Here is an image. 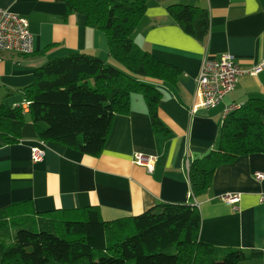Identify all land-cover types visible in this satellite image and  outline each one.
Masks as SVG:
<instances>
[{"label":"crops","instance_id":"1","mask_svg":"<svg viewBox=\"0 0 264 264\" xmlns=\"http://www.w3.org/2000/svg\"><path fill=\"white\" fill-rule=\"evenodd\" d=\"M146 5L133 42L180 70L175 82L143 79L162 92L158 117L167 131H154L139 94L132 95L128 114L114 117L99 156L55 142L42 144L27 119L19 143L0 147V210L21 202H30L37 213L96 207L108 222L141 215L159 203L197 204L202 241L243 250L249 259L241 264H264V181L255 178L264 174V155L220 166L207 193L193 199L187 167L218 149L226 107L264 99V68L257 75L248 72L264 63V0H147ZM171 5L207 11V38L199 41L188 35L169 14ZM0 8L25 18L34 39L30 55L0 52V98L5 92L15 96L9 107L25 104L23 89L33 83L39 67L72 53L92 55L124 70L110 56L105 34L88 27L82 15L66 17L63 3L0 0ZM222 54L233 55L244 74L234 92L206 109L197 78L205 58ZM34 147L45 150L39 162L31 158ZM138 154L157 158L152 173L134 164ZM228 193L240 201L233 205L221 200Z\"/></svg>","mask_w":264,"mask_h":264},{"label":"trees","instance_id":"2","mask_svg":"<svg viewBox=\"0 0 264 264\" xmlns=\"http://www.w3.org/2000/svg\"><path fill=\"white\" fill-rule=\"evenodd\" d=\"M66 17L82 15L88 27L102 31L110 56L124 70L98 57L72 53L49 61L23 89L22 107L0 104V147L19 143L29 119L42 142H55L99 156L117 114H128L133 94L147 103L154 131L162 92L143 79L175 82L180 70L141 50L132 35L147 0H56ZM168 12L190 36L204 41L210 29L207 11L171 5ZM167 131V130H166ZM164 131V132H166ZM264 155V99L252 98L225 119L218 149L189 168L192 197L205 195L216 170L240 157ZM202 217L191 204L159 203L138 216L104 221L96 207L34 211L30 202L0 210L1 264H241L240 249H222L200 239Z\"/></svg>","mask_w":264,"mask_h":264},{"label":"built area","instance_id":"3","mask_svg":"<svg viewBox=\"0 0 264 264\" xmlns=\"http://www.w3.org/2000/svg\"><path fill=\"white\" fill-rule=\"evenodd\" d=\"M34 51V39L29 31L28 21L6 9L0 8V52H10L18 55H30ZM264 68L261 63L249 74L257 75ZM244 72L239 67L235 57L231 54H222L218 58H205L199 76L197 78L198 94L203 108L211 109L224 101L226 96L235 91L240 77ZM29 103L14 107L28 108ZM242 105H231L226 107L224 119L232 112L237 111ZM44 144V142H42ZM45 157V150L39 147L31 149V158L39 162ZM157 158L153 155L138 154L134 158V164L145 167L149 173L154 171ZM188 169L190 162L187 163ZM255 178L264 181V174L256 173ZM192 197V193H190ZM221 200L235 204L239 202V196L228 193ZM198 206L197 204L195 205Z\"/></svg>","mask_w":264,"mask_h":264},{"label":"rangeland","instance_id":"4","mask_svg":"<svg viewBox=\"0 0 264 264\" xmlns=\"http://www.w3.org/2000/svg\"><path fill=\"white\" fill-rule=\"evenodd\" d=\"M17 96H19V95H17ZM15 96H9L8 95V92H5L4 93V96L2 97V98H0V103H2V104H5V105H7L8 106V104H10L11 103V99L12 98H14ZM139 98H141L142 99V96H138ZM18 98V97H17Z\"/></svg>","mask_w":264,"mask_h":264},{"label":"bare ground","instance_id":"5","mask_svg":"<svg viewBox=\"0 0 264 264\" xmlns=\"http://www.w3.org/2000/svg\"><path fill=\"white\" fill-rule=\"evenodd\" d=\"M239 201H240V197H239ZM238 203V202H237ZM237 203H235V204H237ZM235 204H233V205H235Z\"/></svg>","mask_w":264,"mask_h":264}]
</instances>
